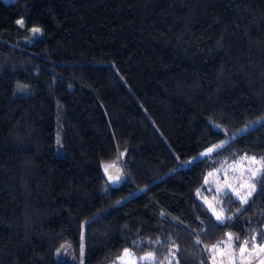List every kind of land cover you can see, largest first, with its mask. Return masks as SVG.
Returning a JSON list of instances; mask_svg holds the SVG:
<instances>
[{
  "label": "trees",
  "instance_id": "trees-1",
  "mask_svg": "<svg viewBox=\"0 0 264 264\" xmlns=\"http://www.w3.org/2000/svg\"><path fill=\"white\" fill-rule=\"evenodd\" d=\"M225 156L264 162V0H0V264L260 247L264 168L223 220L199 196Z\"/></svg>",
  "mask_w": 264,
  "mask_h": 264
},
{
  "label": "rangeland",
  "instance_id": "rangeland-1",
  "mask_svg": "<svg viewBox=\"0 0 264 264\" xmlns=\"http://www.w3.org/2000/svg\"><path fill=\"white\" fill-rule=\"evenodd\" d=\"M5 3H13L16 0H3ZM19 26L25 25V20L18 21ZM35 38L40 37L38 29H34ZM34 38V39H35ZM238 133L237 135H240ZM228 139L214 145L202 155L192 160V162L206 156H211L221 150L228 142ZM228 156L221 158L219 169L212 171L205 179L204 187L200 192V198L206 203L214 216L223 220L224 215L220 209L221 202L227 193L235 199L245 204L256 190L255 180L262 173L264 162L254 157H243L237 161H227ZM124 155L120 154L117 158L104 166L108 183L112 187H118L125 182L123 171ZM212 264H264V245L249 249L248 247L235 248L233 240L223 242L211 249ZM152 255L142 257L134 256L126 251L116 262V264H144L151 261Z\"/></svg>",
  "mask_w": 264,
  "mask_h": 264
}]
</instances>
